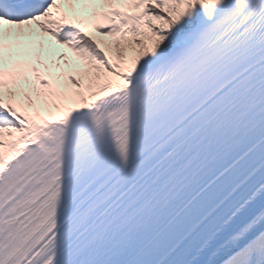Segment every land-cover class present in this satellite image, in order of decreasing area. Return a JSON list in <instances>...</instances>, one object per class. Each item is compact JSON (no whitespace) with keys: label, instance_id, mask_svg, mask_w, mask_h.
Returning a JSON list of instances; mask_svg holds the SVG:
<instances>
[{"label":"snow or ice","instance_id":"obj_1","mask_svg":"<svg viewBox=\"0 0 264 264\" xmlns=\"http://www.w3.org/2000/svg\"><path fill=\"white\" fill-rule=\"evenodd\" d=\"M0 264H264V0H0Z\"/></svg>","mask_w":264,"mask_h":264}]
</instances>
